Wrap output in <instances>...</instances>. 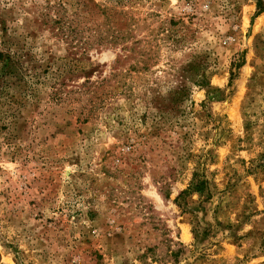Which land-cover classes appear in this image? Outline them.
Segmentation results:
<instances>
[{"label":"rangeland","instance_id":"374dc122","mask_svg":"<svg viewBox=\"0 0 264 264\" xmlns=\"http://www.w3.org/2000/svg\"><path fill=\"white\" fill-rule=\"evenodd\" d=\"M258 6L0 0V264H264Z\"/></svg>","mask_w":264,"mask_h":264},{"label":"trees","instance_id":"16d2710c","mask_svg":"<svg viewBox=\"0 0 264 264\" xmlns=\"http://www.w3.org/2000/svg\"><path fill=\"white\" fill-rule=\"evenodd\" d=\"M46 6L43 8V11L41 12V19L43 22V25L48 27L49 29L56 31L57 35L68 37L73 32V29L70 30V28L67 26L65 27L62 19L59 17V7L60 4L53 1H46ZM264 11V7L258 6V14ZM6 61V62H5ZM0 62H5L4 67L9 73H12L11 71L14 70V63L12 62L11 58L8 56H5L3 53H0ZM206 182L205 181H194L192 186L189 188L190 191L194 192H201L203 191V188L205 187ZM187 192V191H186ZM182 192V193H186Z\"/></svg>","mask_w":264,"mask_h":264}]
</instances>
